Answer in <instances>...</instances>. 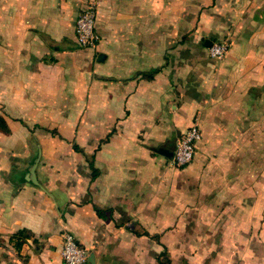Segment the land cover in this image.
Listing matches in <instances>:
<instances>
[{
  "label": "crops",
  "instance_id": "crops-1",
  "mask_svg": "<svg viewBox=\"0 0 264 264\" xmlns=\"http://www.w3.org/2000/svg\"><path fill=\"white\" fill-rule=\"evenodd\" d=\"M86 2L0 0V264H66V232L85 264H264L262 195L223 161L264 135V0H99L82 47Z\"/></svg>",
  "mask_w": 264,
  "mask_h": 264
},
{
  "label": "built area",
  "instance_id": "built-area-1",
  "mask_svg": "<svg viewBox=\"0 0 264 264\" xmlns=\"http://www.w3.org/2000/svg\"><path fill=\"white\" fill-rule=\"evenodd\" d=\"M99 0H87L84 10L76 21V37L82 47L94 46L99 35L95 29ZM229 50L227 41L212 42L209 46V54L212 58L222 59ZM202 139V130L194 124L189 127L178 139L171 163L177 166H185L194 159L196 146ZM61 255L66 264H85L88 252L84 249L72 233L66 232L63 236Z\"/></svg>",
  "mask_w": 264,
  "mask_h": 264
},
{
  "label": "rangeland",
  "instance_id": "rangeland-1",
  "mask_svg": "<svg viewBox=\"0 0 264 264\" xmlns=\"http://www.w3.org/2000/svg\"><path fill=\"white\" fill-rule=\"evenodd\" d=\"M217 41H227L230 47L231 42L227 39H221ZM238 144L239 142L235 140L231 143H228V153L223 155V161H237L240 157L242 165L244 163L247 164V178L249 184L248 188L251 189V187L253 186L252 188H254V192H256V194L258 195V199H260V196L262 195L263 201H258V208L264 210V135L262 137H248L247 139L242 140L240 145L241 152L238 151L239 147L238 149H235V146H238ZM198 151L200 150L198 149L197 152ZM217 158V155H215L214 157L209 156L208 161L215 162ZM193 161L194 159L191 161V163H193ZM191 163L185 166H177L174 164L173 166L177 168H185L191 165ZM231 176L232 178L239 177L236 172H233ZM184 178H191V176L185 175ZM256 185L258 187L257 190ZM189 188L191 187H186L185 189ZM185 193L188 192L186 191Z\"/></svg>",
  "mask_w": 264,
  "mask_h": 264
},
{
  "label": "trees",
  "instance_id": "trees-1",
  "mask_svg": "<svg viewBox=\"0 0 264 264\" xmlns=\"http://www.w3.org/2000/svg\"><path fill=\"white\" fill-rule=\"evenodd\" d=\"M0 131H9V126L7 124V121L1 114H0ZM15 235L22 237L24 239L27 237V232L25 229H21ZM160 263L171 264V260L169 259V256L166 253H163V259L162 258L160 259Z\"/></svg>",
  "mask_w": 264,
  "mask_h": 264
},
{
  "label": "water",
  "instance_id": "water-1",
  "mask_svg": "<svg viewBox=\"0 0 264 264\" xmlns=\"http://www.w3.org/2000/svg\"><path fill=\"white\" fill-rule=\"evenodd\" d=\"M211 45V43H210ZM31 179L33 180L34 183L38 184V180H37V177L35 175V170H31Z\"/></svg>",
  "mask_w": 264,
  "mask_h": 264
}]
</instances>
